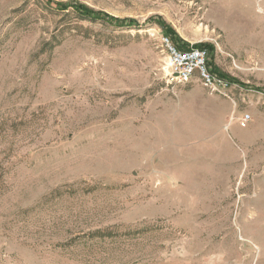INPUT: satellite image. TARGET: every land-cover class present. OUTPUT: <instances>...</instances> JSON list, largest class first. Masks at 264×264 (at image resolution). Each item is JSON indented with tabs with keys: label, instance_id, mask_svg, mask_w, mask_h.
<instances>
[{
	"label": "rangeland",
	"instance_id": "374dc122",
	"mask_svg": "<svg viewBox=\"0 0 264 264\" xmlns=\"http://www.w3.org/2000/svg\"><path fill=\"white\" fill-rule=\"evenodd\" d=\"M47 1L0 0V264H264V0Z\"/></svg>",
	"mask_w": 264,
	"mask_h": 264
},
{
	"label": "built area",
	"instance_id": "2783aa9c",
	"mask_svg": "<svg viewBox=\"0 0 264 264\" xmlns=\"http://www.w3.org/2000/svg\"><path fill=\"white\" fill-rule=\"evenodd\" d=\"M162 43L168 54L167 82L171 85L202 81L212 93L224 96L233 102V88L237 85L210 65V53L207 48L193 44L185 49L168 36H162ZM247 115L243 121H247Z\"/></svg>",
	"mask_w": 264,
	"mask_h": 264
},
{
	"label": "trees",
	"instance_id": "16d2710c",
	"mask_svg": "<svg viewBox=\"0 0 264 264\" xmlns=\"http://www.w3.org/2000/svg\"><path fill=\"white\" fill-rule=\"evenodd\" d=\"M49 4H55V7L58 9H68L72 8L73 11L80 17L90 19L93 21H103V22H108L112 23L115 25H133L134 20L133 19H120L118 17H114L106 12L103 11H95L92 8L86 6L85 4L81 2H76L74 0L66 3V2H59V1H54V0H48L47 1ZM160 27L163 29L164 35L170 37L181 49H185V43L182 42L180 38H178L175 30L166 22L160 21L159 23ZM198 47H204V48H209L211 51L214 49V46L210 43H202L198 44ZM208 49V50H209ZM211 65V64H210ZM212 66V65H211ZM215 71H217L215 68H213ZM223 75V74H222Z\"/></svg>",
	"mask_w": 264,
	"mask_h": 264
}]
</instances>
